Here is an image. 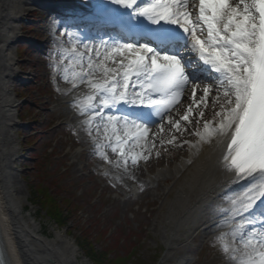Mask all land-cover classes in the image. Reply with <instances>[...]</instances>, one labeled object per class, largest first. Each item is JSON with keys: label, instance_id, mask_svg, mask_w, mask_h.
Returning a JSON list of instances; mask_svg holds the SVG:
<instances>
[{"label": "snow or ice", "instance_id": "snow-or-ice-1", "mask_svg": "<svg viewBox=\"0 0 264 264\" xmlns=\"http://www.w3.org/2000/svg\"><path fill=\"white\" fill-rule=\"evenodd\" d=\"M113 2L131 9L136 0ZM137 14L146 16L155 26H176L188 34L192 38V51L198 52L203 64L209 66L213 73L219 74L223 95L221 97L220 89H217L215 103L219 104L220 111L215 112L214 117H218V120L215 125L204 122L203 132L197 130L195 135L209 142L214 136H227L230 143L227 144V155L223 157L225 166L234 169L238 180L249 184L257 177L261 179L260 186L249 189L244 200L233 210V215L249 213L254 205L264 215V208H261L264 206V0H252V3L239 0L236 5L231 4L230 0H199L198 16L195 18L194 13L189 11L187 0H167L155 6L139 8ZM198 32L201 35H197ZM113 41L109 44L101 39L103 51L96 50V59L88 55V71L80 75L81 82L87 78L88 86L93 91V95L87 98L90 106L99 95L97 107L100 111L95 112V116L104 120L103 110L114 109L121 103L146 105L155 109V115L161 120L164 119L162 111H168L167 124L170 130L186 131L182 121L191 122L193 105L196 108L201 105L207 107L212 88H204L197 98L198 81L187 75L180 56L162 54L147 44H121L115 42V38ZM84 47L87 53L93 52V48L87 44ZM84 55L79 53L81 59ZM101 56L102 60L99 59ZM109 61L114 66L109 67ZM95 72L102 73L103 78L92 79ZM186 89L192 98L187 114L173 117L171 109L180 104ZM153 93L161 94V98H153ZM137 112L138 115H107L105 130L110 127L112 134H116V126L123 122L125 128L131 126L137 130V140L145 139L150 131L146 121L152 113L143 110ZM198 115L202 118L204 112L199 111ZM138 120L143 122L137 123ZM163 127L161 123V130ZM175 139L170 137L168 142L173 143ZM123 143L117 136V147L113 151L119 152L121 159L127 163L126 153L120 147ZM139 159V154L131 157L133 164ZM144 159H148V156L145 155ZM255 215L253 211L249 219H254ZM261 227L264 228V224ZM241 240L247 251L239 264H264V238L256 242L244 240L243 237ZM0 264L5 262L0 260Z\"/></svg>", "mask_w": 264, "mask_h": 264}, {"label": "rangeland", "instance_id": "rangeland-1", "mask_svg": "<svg viewBox=\"0 0 264 264\" xmlns=\"http://www.w3.org/2000/svg\"><path fill=\"white\" fill-rule=\"evenodd\" d=\"M27 19L30 24L21 26H36L35 30H25L27 35L32 33L31 38L36 40L37 35L34 33L41 31L38 28L40 16H29ZM39 37L41 36L38 35L37 39H43ZM21 48L24 50L22 55L29 50L26 45L17 44L12 47V53L22 52ZM31 56L32 67L25 71L27 73L22 72L20 77L32 83L27 87L12 83L13 98L20 105L17 113L26 126L15 128L13 135L21 157L17 164V181L24 193L23 200L28 203L27 198L32 199L31 191L36 196L34 201L45 198L49 202L50 193L54 201L58 202L56 206L52 204L53 207L66 216L67 226L60 229L53 220L48 221L49 217L38 205L31 206L28 214L35 217L38 227H43L44 235L53 238L62 234L72 244H76V247L77 241L79 244L84 241L87 246L90 245L89 248L95 247L94 250L99 255L104 254L105 264H115L114 261L121 256L120 259L125 260L124 264H224L218 257L221 245L208 243L211 237L202 239L200 234L197 235L198 239H194L197 236L191 233V238L188 237L184 242L166 244L165 227L169 223L173 203H176V188L171 189L174 185L177 187L174 182H170L167 187L163 186L162 197L156 196V188H152L154 190L150 193H142L144 187L136 183L132 188L136 189L137 194L130 189L126 193L129 200H126L120 194V189H111L114 185L112 180L100 176L97 170L100 163L93 155L82 157L81 160L87 167L80 172L76 170L77 163L74 161L77 157L73 158L72 153L76 152L78 137L67 128L68 117L58 119L61 113L56 103L59 88L53 83L55 78L51 75L46 59L39 53H31ZM23 57L19 59V67L22 66V61L29 59L26 55ZM49 114H53L57 120L49 123ZM61 123L64 126L59 129ZM156 155L162 156L159 153ZM156 160H151L156 167L154 171L151 161L149 166L142 169L149 168V175L158 172L160 168L157 167ZM171 161L164 166L170 167L174 164ZM140 171H137V176L148 175L146 170H142V173ZM170 191L174 193L168 197ZM143 208L147 209L146 213ZM28 214H24L25 217L34 222L33 218H28ZM77 250V264H93L79 248Z\"/></svg>", "mask_w": 264, "mask_h": 264}, {"label": "bare ground", "instance_id": "bare-ground-1", "mask_svg": "<svg viewBox=\"0 0 264 264\" xmlns=\"http://www.w3.org/2000/svg\"><path fill=\"white\" fill-rule=\"evenodd\" d=\"M245 2L249 3V0H245ZM29 6H31V0H0V223L13 264H77L75 260L78 250L74 244L62 234H57L53 238L40 236L37 225L27 220L20 212L23 191L17 181L19 171L16 166L20 162V156H18V147L13 135V130L18 126L16 111L19 105L13 99L11 86L18 75L19 68H17L16 58L11 51L21 33V22L27 16L32 15L28 10ZM189 11H192L190 6ZM28 13L29 15H27ZM23 29L26 30L27 27ZM32 30H35V27ZM48 33H50L49 30L46 35ZM46 35L42 34L45 39L44 45H48L50 42V38ZM28 57H31L30 54ZM31 67L30 63H27L23 64L21 69L27 71ZM202 90L199 91L200 96ZM222 91L219 92L221 97ZM213 93L218 94L217 91ZM59 95L68 100L69 105L61 113V117L76 113L73 122H77L80 133H83L81 142L89 143L91 136L85 130L82 121L79 120L82 117L71 104V100L79 96V92L62 89ZM190 100L192 101V99ZM215 101L216 99L212 100L208 96L206 103H209V106L201 105L199 108H195L190 117L191 122L182 121V127L186 126V131L176 132L168 127L162 133L157 134L161 130L150 132L148 137L143 139L151 150L154 146L157 147L168 142L170 137H175L173 143L165 145L159 151L162 156L157 157V167H162L171 161L169 158L176 161L183 156L182 159L174 163V166L163 168L159 172L143 178L137 176V168L141 166L134 167L129 173L123 170V166L119 169L114 167L106 169V172L115 178L116 184H119L121 180L130 184L129 177L131 174H135L134 177L138 182L145 183L146 189L154 186L158 191V197L162 195L161 188L164 183L170 179H176L181 173L185 174L176 193V204L173 206L171 220L165 227L167 230L164 240L167 245L184 242L188 237H191V233L199 229L205 236L217 234V237L220 238L224 230L220 218L225 216L220 209L230 202L229 195L236 194L247 184V181L236 178L234 169L225 166L223 157L226 136H214L209 142L201 140L199 136L195 135L197 130L203 132V123L206 120V118L199 117V111L206 108L209 110V116L211 108L218 105ZM184 114H187V110L182 115ZM48 119H53V117H48ZM172 132L173 134H171ZM157 149L152 151L153 156ZM106 150L111 152L112 148L109 147ZM84 153L82 156H85L87 151ZM176 153L179 155L178 158ZM154 166L153 163V169ZM83 169L85 166L80 161L76 165V170L80 172ZM139 173H142V170ZM248 179L251 180V178ZM251 184L253 186L260 185L261 179L257 177ZM127 188H129L128 185L124 186V189ZM239 250H241L239 247L236 248L233 244L229 245V256L231 257L226 264H239V261L236 262L241 259L238 254ZM235 258H237L236 261Z\"/></svg>", "mask_w": 264, "mask_h": 264}]
</instances>
